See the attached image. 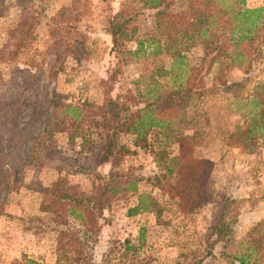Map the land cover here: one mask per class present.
Masks as SVG:
<instances>
[{
    "label": "trees",
    "instance_id": "16d2710c",
    "mask_svg": "<svg viewBox=\"0 0 264 264\" xmlns=\"http://www.w3.org/2000/svg\"><path fill=\"white\" fill-rule=\"evenodd\" d=\"M111 1L71 0L70 6L61 4L53 20L55 25L66 27L65 34L50 42L39 64L34 57L21 62L18 59L24 56L20 51H28L30 39L38 34L32 14L24 15L25 7H22L8 29L13 48L0 50V56L21 77L0 94V215L7 193L23 182L21 175L30 166L31 170H38L44 166L45 159L58 153L69 169L58 171L61 176L58 180L38 189L41 192L39 209L46 213L44 222L56 231L54 263L22 253L10 264H95L93 250L99 242L104 210L124 191L137 192L142 180L140 176L117 169L128 152L122 141L124 136H131L135 145L152 147L150 151L157 166L153 185L175 202L184 217L213 199L209 180L214 163L198 154V136L202 131L193 121L197 114L189 116L188 112L205 96L235 94L239 83L228 80L225 73L228 67L249 73L264 62L260 44L256 43L261 39L264 45V6L251 7L247 0H143L145 7L153 12L150 32L141 38L135 36L138 28L131 19L112 13ZM75 3L81 4L82 9L74 14ZM91 10H98L100 17L103 15V26L111 39L109 51L113 55H137L147 52V48L153 54L165 53L170 65L163 76H169L170 86L142 93L127 88L112 95L119 67L101 81L105 90L100 103L68 97L56 87L42 96L38 76L31 86L26 85V75L38 67L41 74L44 64L50 82L59 74H65L67 81L77 76L78 72L73 73L76 66L67 69L65 61L73 50L77 51L75 42H69L68 34L79 29L76 24L80 17ZM86 42L84 54L90 52ZM129 42L136 43L135 50L128 49ZM58 46L61 50L50 52ZM78 59L79 56L75 60L80 64ZM70 70L73 75L69 78ZM13 85L17 86L16 90H11ZM257 88V94L249 99L246 120L224 133L226 144L250 149L259 139L264 146V82ZM85 123L97 136L89 163L57 150L55 143L62 134L74 149H80L88 141L86 130L81 131ZM188 123L190 127H186ZM149 137L156 141L155 147ZM172 143L175 150L170 147ZM104 165L109 166L106 174L99 169ZM70 173L82 174L85 180L70 182ZM26 186L33 190L29 184ZM229 204L223 197L209 242L210 254L215 245H223L234 235L231 224L235 218L227 215ZM131 210L156 211L154 198L138 193L137 204ZM249 254L238 251L234 255L237 262L233 259L230 264H248ZM202 261L203 257H193L191 264ZM108 262L105 253L102 264Z\"/></svg>",
    "mask_w": 264,
    "mask_h": 264
},
{
    "label": "rangeland",
    "instance_id": "374dc122",
    "mask_svg": "<svg viewBox=\"0 0 264 264\" xmlns=\"http://www.w3.org/2000/svg\"><path fill=\"white\" fill-rule=\"evenodd\" d=\"M70 3L71 0H0V50L13 48L8 29L17 20L22 7H25L23 13L32 14L38 34L36 38L30 39L28 51H20L24 52V56L18 59L21 62L27 57H34L39 64L43 54H47L50 42L66 31V27L54 24V13L61 4L70 6ZM247 5L264 6V0H247ZM110 6L112 13L131 19L138 28L135 36L143 38L149 34L153 10L145 7L143 0H112ZM73 8L75 14L82 6L75 3ZM76 25L79 29L69 33L68 40L70 43L75 42L77 51L73 50L65 61L67 69L76 66L73 73L78 72L77 76L67 81L65 74H59L54 84V81L47 79V67L44 64L41 74L38 67L26 75V85L31 86L38 76V88L42 96L56 87L68 97L100 103L105 90L101 81L108 79L111 72L119 67L118 82L113 84L112 95L120 90L124 92L127 88L134 93H142L147 89L156 92L170 86L169 76H163L170 65V58L165 53L153 54L147 48V52L137 55H113L109 51L111 39L103 26V15L100 17L98 10H91L81 16ZM86 41L90 52L84 54ZM256 43L260 44V57L264 60L261 39ZM126 46L135 50L136 43L129 42ZM57 50H61V46L50 52ZM77 56L80 57V64L75 60ZM68 73L70 78L73 74L71 70ZM225 73L228 80L239 83L235 94L205 96L196 101L195 107L188 112L189 116L197 114L193 121L202 131L198 136V154L210 158L214 163L209 180L212 201L184 217L178 212L175 202L153 185L152 177L157 166L150 151L152 147L135 145L131 136H124L122 141L127 145L128 152L117 169L140 176L142 180L137 192L124 191L104 210L103 219L100 220L99 242L93 250L95 264H102L105 253L108 264H191L193 257H203L201 264H230L233 259L234 263L237 262L234 255L238 251L251 253L248 264H264V146L258 139L250 149H244L226 144L227 138H223L226 131L242 124L248 117L249 99L257 94V86L264 82V62L249 73L234 66L228 67ZM20 77V72L8 67L0 56V94L8 89L10 83L19 81ZM16 89V85L11 87V90ZM194 110L196 112L192 113ZM190 125L188 123L186 127ZM81 131L86 132L88 141L80 149H74L67 143V136L62 134L57 136L55 143L57 150L89 163L97 136L92 129H87V124ZM149 139L155 147L156 141L151 137ZM170 147L173 150L176 148L174 143ZM57 154L45 159L44 166L38 170H31L32 166L26 169L21 175L23 182L7 193L0 215V264H10L22 253L54 263L56 231L44 222L46 213L43 214L39 209L41 192L38 189L58 180L61 177L58 171H69L59 157L61 155ZM99 169L106 174L109 166L104 165ZM83 179L85 177L82 174L68 175L70 182H81ZM140 192L154 198L156 211L131 210L136 206ZM223 197L230 203L227 215L235 218L231 224L234 235L223 245H215L210 254L209 242L213 238L212 229ZM140 229L144 230L143 233Z\"/></svg>",
    "mask_w": 264,
    "mask_h": 264
}]
</instances>
